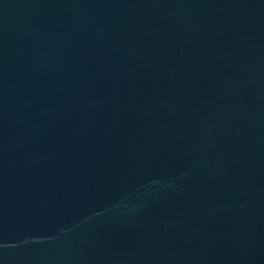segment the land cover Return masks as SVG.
I'll return each mask as SVG.
<instances>
[{"label":"water","instance_id":"95a60500","mask_svg":"<svg viewBox=\"0 0 264 264\" xmlns=\"http://www.w3.org/2000/svg\"><path fill=\"white\" fill-rule=\"evenodd\" d=\"M0 264H264V0H0Z\"/></svg>","mask_w":264,"mask_h":264}]
</instances>
